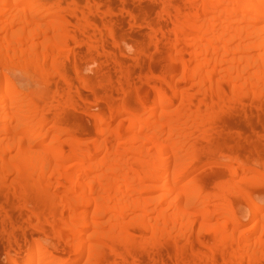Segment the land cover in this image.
Returning <instances> with one entry per match:
<instances>
[{"label":"bare ground","instance_id":"bare-ground-1","mask_svg":"<svg viewBox=\"0 0 264 264\" xmlns=\"http://www.w3.org/2000/svg\"><path fill=\"white\" fill-rule=\"evenodd\" d=\"M117 2L136 32L134 0H0L8 264H264V0H157L169 30L149 25L140 87L112 70ZM239 114L262 132L233 139Z\"/></svg>","mask_w":264,"mask_h":264},{"label":"rangeland","instance_id":"rangeland-1","mask_svg":"<svg viewBox=\"0 0 264 264\" xmlns=\"http://www.w3.org/2000/svg\"><path fill=\"white\" fill-rule=\"evenodd\" d=\"M49 1H52V0H49ZM68 1V3H73L75 0H66V2ZM82 2H83V0H82ZM134 3L136 4V6L134 5ZM134 3H133V5L134 6H132L133 8H134V12L137 14V15H139V16H137L138 17V19H139V17L141 18V20H143V22H141L142 23V26H141V28L140 29H138V30H136V32L133 30H131L130 29V27L129 28H126V26H123V25H128V24H124V22L125 23H127L126 22V20H127V13L126 12H124V13H121L122 11L121 10H123L122 8V5H120V3H116L115 4V6H112L113 8H116V9H112L113 10V12H115V11H117V13L115 12L114 13V15H115V18H116V16L118 17L117 19H119V20H122V23L123 24H121L122 25V27H124L123 29H122V27H121V25H118V27L120 26V28L118 29V27L116 28L117 30L116 31H118L117 33H118V35L120 36V37H122L123 36V38H125V40H121V46H120V49H118V50H115V54L118 56V58L119 59H121L122 61H124L123 63L125 64H123L125 67L124 68H121V69H118L117 67L118 66H116V65H113L112 66V70L115 72L116 71V69H117V71L115 72V74L118 72V70H122V72H130V74H129V79H130V81L132 82V84H137V86L138 87H140V86H142V81H141V79H140V76H142L143 77V75L144 76H146V73L145 74H140V72H141V70L142 69H140L141 67H140V65L138 64V62L136 61V54H137V52L138 51H140V50H142V51H145V50H148V48H150V44H151V41H150V28H149V25L151 24V23H153V24H151V26H155L156 27V29L157 30H164L165 32H163L164 34H167L168 32V30H169V28H166L167 27V25L165 26V24H166V21H167V18L165 19V18H161L160 19V10H158V9H161L162 7H161V5H160V3H158L157 2V0H140V1H138V0H134ZM137 3H139V4H137ZM143 3V4H142ZM83 4V3H82ZM120 6V7H119ZM111 7V8H112ZM131 7V8H132ZM142 7V8H141ZM160 7V8H159ZM135 8H136V10H135ZM115 10V11H114ZM118 10H119V12L121 13H119L118 12ZM146 12H145V11ZM151 10H152V12H151ZM149 12V13H148ZM145 13H146V16H144L145 15ZM148 13V14H147ZM158 13V14H157ZM116 14H118V15H116ZM123 14V15H122ZM150 14V15H149ZM154 15V16H153ZM124 16H126L125 18H123ZM159 16V17H158ZM144 18V19H143ZM145 20V21H144ZM164 20V21H163ZM166 20V21H165ZM147 21V22H146ZM145 22H146V24H145ZM149 22V23H148ZM161 22V23H160ZM162 22H164V23H162ZM167 23H168V21H167ZM148 24V25H147ZM144 25H145V27H144ZM148 27H147V26ZM162 26V27H161ZM164 26V27H163ZM146 28H148V30H149V34L147 33V29ZM164 28V29H163ZM131 30V31H130ZM138 31V32H137ZM138 33V34H137ZM146 34H147V36H146ZM132 35V36H131ZM134 37V38H133ZM136 37V38H135ZM149 37V38H148ZM123 38H120V39H123ZM145 39V40H144ZM151 39H152V36H151ZM122 41H127V42H125V43H123ZM150 41V42H149ZM143 42V43H142ZM149 42V43H148ZM127 43V45H125ZM131 46V47H130ZM146 46V47H145ZM148 47V48H147ZM137 48V49H136ZM132 49V50H131ZM117 51V52H116ZM139 53V52H138ZM138 65H139V67H138ZM122 65H120L119 66V68L121 67ZM109 67V66H108ZM123 67V66H122ZM125 68H126V70H125ZM125 70V71H124ZM160 70V68L157 66L156 67V71L158 72ZM87 71V72H86ZM86 71H85V73H86V75H88V77H92V73H90L91 71H89L87 68H86ZM119 71V72H120ZM143 71V70H142ZM119 72H118V76H119ZM128 72V73H129ZM85 73H84V75H85ZM115 74H114V79H113V87H118V84H117V82H118V76L116 77L115 76ZM94 76V75H93ZM13 78H14V80L16 81V83H18V85H20V86H23L25 89H32V91H37L38 90V87L37 86H35L34 84H28L27 85V81L25 80V77L23 76V75H21V74H14V76H13ZM144 79V78H143ZM25 81V82H24ZM134 82V83H133ZM143 88L145 89H148V87H147V85L146 84H143ZM31 87V88H30ZM112 87V88H113ZM114 88V89H115ZM114 89H111V88H108L107 90L109 91H107V90H103V91H100L101 92V96H103L104 94H106L107 92L108 93H110V92H112ZM83 93H85V95L86 94H88V97H91V94H89L88 92H84V91H82ZM134 93H132V94H130L129 96H130V99H132L134 102H135V94L133 95ZM90 95V96H89ZM131 95H132V97H131ZM87 96V95H86ZM114 96H115V98H121V95H117V94H114ZM101 107H105V105L103 106V105H101ZM72 111V114H73V116L75 117V115H76V120L78 119H80L79 121H81L82 122V124L83 125H87L88 123H87V119H86V116L84 115V114H82L81 112H79L80 113V116H79V113L78 112H76V111H73V110H71ZM70 111V112H71ZM254 112H257V111H254ZM76 113V114H75ZM72 114H70L71 116H72ZM262 114H264V113H262ZM72 116V117H73ZM244 116V115H243ZM243 116L242 115H240L239 114V116H236V118H235V120H231L230 121V124L229 125H232L231 127L232 128H234L235 130L234 131H232V132H230V136H232V138L233 139H237L238 140V135H236V133L238 134V133H240V132H242V133H244V134H247L248 136H251L252 135V137H253V134H252V132L254 131L255 133H258V132H262V130H261V128H257L256 127V124H255V120H253L252 118H250V120H249V118L248 117H246V116H244L245 118H243ZM83 118H84V121H83ZM238 118V119H237ZM74 119L75 118H73L72 120H70V121H73L74 122ZM252 119V120H251ZM76 120H75V122H76ZM241 120V121H240ZM247 120L249 121V122H251L252 124H250L249 125V122H247ZM252 128V129H251ZM254 128V129H253ZM240 129V130H239ZM258 129V130H257ZM258 131V132H257ZM237 136V137H236ZM261 143V145H263V147H264V139H260L259 140ZM244 142V143H243ZM241 144H242V147H245V149H248L249 148V146H250V143H249V141H241ZM249 145V146H248ZM218 160H220L219 158H217ZM221 161V160H220ZM257 167H259L258 166V164H255ZM222 167H224L222 164H220V165H217L216 166V168H214V169H210V167H208L207 166V168L206 169H210V170H206V169H204V172H203V175H202V179H204V180H207V181H209V183H210V188H212V187H214V185H216V183L218 184L219 182L218 181H223V179L225 178V176L227 177V175H226V172L223 170L222 171ZM226 179V178H225ZM225 181V180H224ZM215 183V184H214ZM212 185V186H211ZM261 201L262 202H264V196L261 198ZM0 207H1V205H0ZM6 210V208H3V210ZM1 210V209H0ZM2 211H0V213H1ZM6 212H7V210H6ZM16 216H18L17 218L19 219V222L18 223H16V224H14V227L12 228L14 231H15V233L18 235V239H19V237H20V240L19 241H21V243H22V246H23V244L25 243V240H24V225H23V219L22 218H20V217H22V215H16ZM20 216V217H19ZM32 230V229H31ZM33 231V233H35V231H34V229L32 230ZM56 241H50V243L51 244H49L50 245V248L52 249V250H54V248L55 249H57V248H59V247H56V246H58V245H55L54 243H55ZM20 243V242H19ZM20 243V244H21ZM49 243V242H48ZM26 244V243H25ZM57 244V243H56ZM15 244H13V246H14ZM25 246V245H24ZM15 247V246H14ZM7 250H8V245H7V240H6V235H5V233H4V231L2 230V226L0 225V264H8V258H7ZM12 250V249H11ZM14 250V249H13ZM12 250V251H13ZM9 251V250H8ZM12 251H10L11 253H13ZM13 254H15V253H13Z\"/></svg>","mask_w":264,"mask_h":264}]
</instances>
